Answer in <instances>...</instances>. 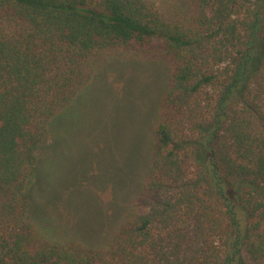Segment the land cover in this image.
Here are the masks:
<instances>
[{
	"label": "trees",
	"instance_id": "1",
	"mask_svg": "<svg viewBox=\"0 0 264 264\" xmlns=\"http://www.w3.org/2000/svg\"><path fill=\"white\" fill-rule=\"evenodd\" d=\"M186 6L0 0V264H264V0ZM112 51L174 63L138 211L108 248L59 243L23 188Z\"/></svg>",
	"mask_w": 264,
	"mask_h": 264
},
{
	"label": "rangeland",
	"instance_id": "2",
	"mask_svg": "<svg viewBox=\"0 0 264 264\" xmlns=\"http://www.w3.org/2000/svg\"><path fill=\"white\" fill-rule=\"evenodd\" d=\"M156 2L164 11H188L186 0ZM173 69L162 56L112 51L57 116L52 141L23 188L46 237L90 248H108L118 239L138 211L157 108Z\"/></svg>",
	"mask_w": 264,
	"mask_h": 264
}]
</instances>
